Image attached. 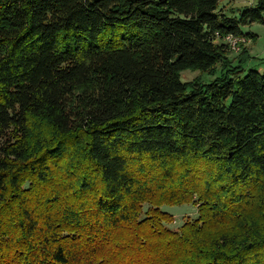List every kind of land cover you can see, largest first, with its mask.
I'll use <instances>...</instances> for the list:
<instances>
[{"label":"trees","instance_id":"trees-1","mask_svg":"<svg viewBox=\"0 0 264 264\" xmlns=\"http://www.w3.org/2000/svg\"><path fill=\"white\" fill-rule=\"evenodd\" d=\"M221 2L0 0V264H264V69L222 42L264 0Z\"/></svg>","mask_w":264,"mask_h":264},{"label":"rangeland","instance_id":"rangeland-1","mask_svg":"<svg viewBox=\"0 0 264 264\" xmlns=\"http://www.w3.org/2000/svg\"><path fill=\"white\" fill-rule=\"evenodd\" d=\"M256 0H222L221 6L228 14H235L238 10H242L246 7L253 6ZM245 32L253 33L257 37L255 40L245 38L239 44V50L235 51L231 48L229 54V60L232 66H237L239 63L238 58L242 60H248L244 64V69H264V26L259 23H254L251 26L246 27ZM238 49V48H237ZM247 53L246 55L244 53ZM222 75L221 66L218 67L215 76L207 74H201L199 72L187 71L182 75L184 82L198 81L200 83L209 84L213 80L220 78ZM70 160L67 158L64 161V166L70 165ZM68 165V166H69ZM67 166V168H68ZM66 169V168H65ZM198 206L195 204H184L181 206H162V211L168 213L174 217L173 222L167 226L171 229L178 230L188 221H195L198 218ZM147 208H145V211Z\"/></svg>","mask_w":264,"mask_h":264},{"label":"built area","instance_id":"built-area-1","mask_svg":"<svg viewBox=\"0 0 264 264\" xmlns=\"http://www.w3.org/2000/svg\"><path fill=\"white\" fill-rule=\"evenodd\" d=\"M243 41V39H235L232 37H227L222 40L224 44H227L230 49L232 48L233 50L237 51L239 50V44ZM238 48V49H237Z\"/></svg>","mask_w":264,"mask_h":264}]
</instances>
